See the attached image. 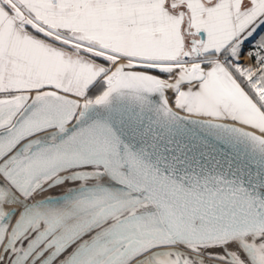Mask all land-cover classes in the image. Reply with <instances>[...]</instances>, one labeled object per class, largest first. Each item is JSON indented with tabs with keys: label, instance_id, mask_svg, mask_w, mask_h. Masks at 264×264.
Wrapping results in <instances>:
<instances>
[{
	"label": "snow or ice",
	"instance_id": "6c2138e0",
	"mask_svg": "<svg viewBox=\"0 0 264 264\" xmlns=\"http://www.w3.org/2000/svg\"><path fill=\"white\" fill-rule=\"evenodd\" d=\"M0 264H264V0H0Z\"/></svg>",
	"mask_w": 264,
	"mask_h": 264
}]
</instances>
